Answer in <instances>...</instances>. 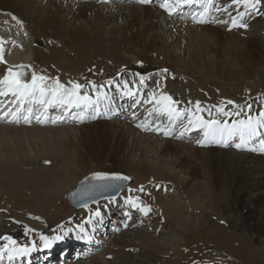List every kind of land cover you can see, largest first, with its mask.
Returning a JSON list of instances; mask_svg holds the SVG:
<instances>
[{
    "label": "bare ground",
    "instance_id": "bare-ground-1",
    "mask_svg": "<svg viewBox=\"0 0 264 264\" xmlns=\"http://www.w3.org/2000/svg\"><path fill=\"white\" fill-rule=\"evenodd\" d=\"M169 2L176 8L174 12L169 13L160 7L163 0H150L147 4L139 1L137 4H129L131 0H0V39L3 41L0 43V56H2L0 79L8 74V69H12L21 73L22 80L31 82L32 75L36 74L34 67L37 65L48 69L50 75L59 78L64 74H73V68L77 69L79 59L76 61L72 57V51L87 57L97 54L94 51L101 46L97 48L90 46L95 39L105 40L106 47L111 46L112 50L116 49V53L124 50L128 57L125 56L123 63L134 62L142 57L153 60V57L148 56L152 54L159 58L153 60L158 62L156 64L163 63L176 72L200 75L205 79H210L209 74L229 81L234 78H256L264 61V15L259 12V5L256 10H248L247 14L240 18L237 12L245 11L243 5H231V0H214V4L219 5L222 10L216 11L213 7L201 17L200 13L204 9L198 0H195L194 5L181 3L177 6L176 0ZM34 5L36 7H33ZM225 5H229L228 11L223 10ZM106 7L110 11L105 10ZM233 17L238 20L237 26L231 23ZM215 18L221 19L220 22L224 27L219 26L220 24L214 21ZM201 20L203 22H200ZM240 24L247 26L241 27ZM98 27L100 30L97 29ZM233 31L243 34L239 39L240 45L232 39ZM42 38L47 43L44 48H39L36 40ZM173 44H177L178 49L177 47L172 49ZM64 45L68 48L73 47L70 53L65 54L64 49L60 51ZM135 47L141 49L137 50ZM185 54L189 55V59L184 56ZM54 61L58 63L55 64ZM27 67H31L28 72H26ZM132 77V81L121 78L118 82L101 84L104 88L98 91L92 88L87 92L93 101L99 98L97 110L102 114L92 119L90 116L93 110L91 107H86L85 110L75 114L81 125H77L74 129L62 127L60 120L53 122L54 118H51L48 125L43 124V118L47 116L43 115L45 111L42 112L39 120L33 115L30 119L29 111H24L22 105L12 107L18 101L15 96L11 93L7 96L0 95V132L17 130L18 134L27 135L30 131L33 132L35 145L43 144V148L49 150L46 153L51 158L56 156L60 158L61 152L67 153L73 164L77 166L73 167L74 165L71 164L68 166L69 172L77 171L73 179L71 178L72 185L76 183V178L79 179L93 170L91 165L94 162L99 166H106L101 169L94 167L97 172L115 173L125 171L122 170L123 168L126 171L141 172L152 175L157 180H169L177 186H182L187 190L189 197H194L195 205L202 204L205 194H209L210 201H207V204L219 206V212L227 216V220L235 229L242 222L247 227L246 232L252 236L264 232V152L253 150L260 147L259 143H250L243 149L235 147V143L238 142L235 138L229 139L227 144L207 141L203 144L197 143L198 140L205 139L203 129L186 130L188 113L195 112L196 107L190 108L183 114L174 103L172 107L179 109L182 115L179 119L170 118L167 112L163 111L164 106L157 105L155 100H152V95L155 94L159 99L161 95L171 96L172 92H159L162 90L159 81L157 87L156 80L144 79L140 74ZM124 81H128L127 89L123 86ZM42 83L50 87L55 85L49 84L47 80ZM148 84L153 88L151 91ZM81 91L82 89L79 90ZM128 91L134 95H126ZM24 101L30 105L33 100L28 97ZM255 106L258 108L257 104ZM139 107L148 114L152 112L165 115L168 121L171 120L174 123L173 136H165L166 138L157 140L159 138H156V132L152 131L155 127L154 122L145 120L144 125L133 127L128 120L119 119L123 110L134 111ZM261 110H264V101L258 109L253 108L250 112L245 110L240 118L246 115L257 117ZM199 115L204 119H216L208 110ZM26 116L28 120H25ZM240 118L225 117L220 120L227 119L231 125L233 119ZM67 121L71 122L70 119ZM13 122L21 125L31 123L35 126H20L16 129L9 124L6 125ZM53 124L57 125L53 126ZM190 132H200V136L189 143L180 140ZM11 156L16 157L15 154L7 152L5 160H0V165L13 166L9 163ZM201 192L204 194L201 195ZM127 193L128 191H125L115 199H104L78 210L77 215L82 217L66 223L65 226L46 225L40 230L18 218L11 217L16 213L13 208L0 205V236H10L18 245L27 244L30 247L35 245L34 250L29 254L14 256L13 259H9L8 253L5 252L0 258V264H58L63 259H55L56 250L61 248L62 244V251L67 254L64 264H81L77 260L88 257L83 254L81 248L74 247L75 255L79 254L78 258L74 255L70 258L68 255L69 245L81 238L89 239L88 245L93 248L92 250L96 247L102 248L105 242L108 243L100 257L90 255L86 264H114V260L118 261L117 264H152L154 259L164 260V264H178L179 254L176 256L175 252L167 257L168 251L172 249L162 246L145 228H131L135 222L131 221L132 208L159 229L165 228V221L154 209L145 215L140 208L132 207ZM230 197L233 204L225 202ZM136 203L141 207L145 206L138 200ZM167 205L168 209H172L169 217L173 220L175 233L181 234L182 229L200 225L191 215L179 214L182 208L177 202H170ZM203 205L205 204L199 206ZM6 209H10L11 214ZM97 210L101 212L100 217L94 215ZM231 214H237L241 221L230 219ZM43 219H47L44 214ZM89 219L90 223H84ZM110 219L113 222L121 220V225L110 227L109 230L107 221ZM124 222L127 231L121 230L116 236L112 229L114 228L115 233H118L124 228L122 226ZM78 225H83V229L77 227ZM41 236L49 238L62 236L63 239L46 248ZM65 240H68L67 244L63 243ZM7 243L9 242L0 239V247ZM116 248L122 251L121 255ZM131 248L148 251L147 261L134 258L129 252ZM208 264L229 263L211 261Z\"/></svg>",
    "mask_w": 264,
    "mask_h": 264
},
{
    "label": "rangeland",
    "instance_id": "rangeland-1",
    "mask_svg": "<svg viewBox=\"0 0 264 264\" xmlns=\"http://www.w3.org/2000/svg\"><path fill=\"white\" fill-rule=\"evenodd\" d=\"M137 3L138 1L136 0L129 4ZM33 7H36V5ZM263 9L264 0H261L259 12L264 15V11L262 12ZM105 10L110 11L107 7ZM115 12H117V10H115ZM214 21H217L220 24L219 26L224 27L220 22L221 19L215 18ZM226 24L227 23H225V25ZM97 29L100 30V27ZM37 32H39V30H37ZM232 34L235 37H232V39L235 40L237 45H240L239 39L243 34H238L234 31ZM46 43L47 42L43 38L42 40H36V45L39 48H44ZM173 45L174 48L172 49H175L177 44ZM90 46L96 48L97 46L101 47H98V49L94 51L97 54H93L91 57H87V55L80 53L78 55V53L72 51V57H74L76 61L77 59L80 60H78L79 63L77 64V69L75 67L73 68V74H64L59 78L56 77V75H50L48 69H44L41 65H37L34 67L36 75H43L46 77L45 80H47L49 84H55L58 79L61 84L70 88L73 83H78L79 81L81 85H86L85 89H89L88 87L92 86L90 82L100 85L103 83L119 81L121 78L131 79L133 78L132 76L140 74L144 79L156 80L157 87L159 86V81L161 84L160 87H162V90L159 92L171 91L173 101L176 106L181 109L182 113L187 112L190 108L196 107V102L199 101L202 109H205V111L208 110L214 118L219 120L225 117L222 113L217 111L218 106L233 113L240 111L242 116L244 111L248 110L246 107L247 104H251L254 109H258L264 101V61L261 64L260 72L254 79L234 78L229 81L215 77L213 74L208 75L210 79H205L200 75L194 76L182 72H176L163 63L156 64L158 62H154L153 60L159 58L152 54H148V56L153 57V60L142 57L134 62L128 61L123 63V59L127 55L126 52L123 50L120 51V53H116V49L112 50L111 46L106 47L105 40L95 39ZM64 47L61 48L60 51L64 49L63 52L65 54L70 53V49L73 48H68L66 45H64ZM135 49L140 50L141 48L135 47ZM176 49H178V47ZM184 56L189 59V55L185 54ZM54 63L57 64L58 61H54ZM29 68L31 69V67ZM29 68H26V72L29 71ZM148 86L149 91H151L153 88L149 84ZM145 87H147V85H145ZM228 101H233L234 104H228ZM256 104L258 105V108L255 106ZM235 105H241L244 107L236 108ZM252 107L251 109H253ZM138 112V114H135L134 112H131V110L124 111V114H121L119 119L128 120L129 124L131 123L130 125L137 127V124H140L141 119L145 116V112L141 110V108L138 109ZM138 115H140V117ZM2 123L4 122L2 121ZM45 123L48 125L49 119H46ZM79 123L80 122L76 120L70 123H60V125L66 129H74L77 125H81ZM157 123H159L161 128L156 137L159 138L157 140H160V138L163 139L165 136H173L171 134L173 132L172 121L167 123V121L159 118ZM8 124L13 128L20 126H35V124L31 123L28 125H21L13 122L7 123L6 125ZM53 126L56 125L53 124ZM165 132H169L170 134L165 135ZM17 134V130H14V132H0V160H5V154L7 152L16 155V157L11 156L9 159V163L13 166L2 167V165H0V205L13 208L16 213L11 215V217L18 218L37 230L46 227V225L65 226L66 223L81 218L82 216L77 215L78 210H73L66 202L65 195L77 186L76 184H78L81 178L92 172H97L94 167H99V169H101L106 166H99L97 162L92 163L91 166L93 170L79 179L76 178V183L72 185V179L77 171H68L69 164L72 166L74 164L67 153L61 152L62 155L60 158L59 156L51 158L46 153L49 150H45L43 144L39 146L35 145L32 138L33 132L29 131L27 135ZM199 134L200 132H191V134H187V137L181 138L180 140H185L189 143L190 141H193L195 137H198ZM73 167L77 166L74 165ZM122 170L125 171L120 172L133 179V182L125 190L128 191L126 194L127 197L138 198L137 200L139 202L154 209L156 214L161 218L163 217L165 221V228L159 229L156 225L151 224L150 222L148 223L144 216L132 208V210L130 209L132 211L131 221L135 222H133L131 228H145L147 232L157 238L162 246L169 250L172 249L168 251L169 253L167 257L176 252V256L179 254V263L183 264H208L211 261H222L229 264H264V232L252 236L246 232L247 227L242 222H240L239 227L235 229L227 220V216L222 215L221 212H219V206L207 204V201H210L208 199L209 194H205L204 202L202 203L205 205H195L194 197H189V195H187V190L182 188V186H177L173 181L157 180V178L152 175L149 176L148 174L141 172L126 171L124 168ZM141 187H143V191H140ZM62 189L64 190L62 191ZM57 191L58 194H56ZM125 191L122 194H124ZM202 194H204V192H201V195ZM231 198L232 197L227 198L225 202L227 204H233ZM170 202H177L179 206L181 205L182 212H177L184 216L191 215V217L195 221H198L200 225L194 226L190 229H182L181 234L175 233L173 230V220H170L169 217L172 209H168L167 205ZM6 210L11 214L10 209ZM43 214L47 218L46 220L43 219ZM231 215L230 219L232 218L234 221L240 220L237 214ZM107 224L109 225V230H111L110 227H119V225H121V220L113 222V220L110 219L107 221ZM122 226H125V222L122 223ZM178 227L180 228L181 225ZM114 228L112 231L116 236L119 235L121 230L127 231L128 229L124 227L123 229H120L118 233H115ZM24 231L25 230H23V232ZM107 244L108 243L105 242L102 245V248L96 247L93 251L84 246L81 247V250L84 251L83 254H85L86 257H94V255L95 257H100L106 249ZM134 249L135 248H131L129 250L134 258L140 261H147V256L149 255L148 251L143 249L140 251L139 248ZM116 250H119V255L122 254L120 249L116 248ZM61 252H63L61 248L56 251V260H60V258L63 257V253L65 252L62 254ZM75 252V249L70 250V254L72 255H74ZM139 252L141 253L138 254ZM88 257L83 258L82 260L78 259L77 261L81 264H86ZM117 262L118 261L114 260L113 263L117 264ZM58 264L62 263L59 262ZM152 264H164V260L154 259Z\"/></svg>",
    "mask_w": 264,
    "mask_h": 264
},
{
    "label": "snow or ice",
    "instance_id": "snow-or-ice-1",
    "mask_svg": "<svg viewBox=\"0 0 264 264\" xmlns=\"http://www.w3.org/2000/svg\"><path fill=\"white\" fill-rule=\"evenodd\" d=\"M140 3L147 4L150 0H139ZM204 11L200 13L201 17H203L204 13L208 12L210 9L215 7L216 11H221V7L219 5L214 4V0H199ZM189 4L193 3V0H176V5ZM261 4V0H231V5L239 6L243 5L245 7L244 12H237V16L242 18L247 14L248 10H256L257 6ZM160 7L169 11V13L174 12L176 10L175 7L169 2V0H163V3ZM229 5H225L223 7L224 11H228ZM230 14V13H229ZM15 19V17H13ZM200 22H203L202 20ZM22 23V22H20ZM233 26H237L238 20L236 17L232 18L231 21ZM241 27H246V24H240ZM0 43H3L2 39H0ZM2 59V56H0ZM166 71V70H165ZM21 73L14 72L12 69H8V74L4 75L2 79H0V95L7 96L10 93L15 96L21 102L24 101L25 98L31 97L35 102L39 99V103L47 106L48 104L52 105H62L64 107L73 106L81 108L82 110L86 107H91L93 110V114L90 118L95 119L96 115H100L97 110L99 98L96 101H93L92 97L84 92L82 95L79 90L86 87V85H81L79 83H73L71 88H67L64 84H61L57 79L54 86H48L42 83L46 77L43 75L37 76L33 74L31 77V82H25L21 78ZM94 91H98L99 89L104 88V85H96L94 82H90ZM141 84H143V78H141ZM124 88H128V81H124ZM117 87H120L117 85ZM126 95L132 96L134 93L128 91L125 93ZM51 97V99H47V97ZM152 100H155L157 105H163V111H166L170 118L175 117L179 119L181 117V112L177 108H173L172 104L174 103L173 98L170 95H161L159 99L156 98L155 94L152 95ZM148 101H145L147 103ZM140 103V101H137ZM228 104H234L233 101H228ZM236 108H241L244 106L235 105ZM249 112L251 111V104H247ZM29 112L32 111L31 108L28 109ZM205 111L200 106V102H196L195 112L188 113V125L186 126V130L188 128H199L204 131V140H198L197 143L203 144L207 142L214 143H225L231 138H235L238 142L235 143V147L237 149L247 148L250 143H259L260 147L258 150L264 152V110H261L257 117H253L251 115H246L240 119H233L231 121V125H229V121L227 119L221 121L219 119H204L202 115L199 113ZM217 111L222 113L224 117H241V112L237 111L235 113L226 111L223 107H217ZM211 115V113L209 112ZM39 120V117H37ZM59 119V117H58ZM25 120H28V117H25ZM55 122V121H53ZM159 130V129H157ZM166 135L170 134L169 132H165ZM97 179L106 180H124L127 177L122 176H113L107 177L103 173L95 174ZM140 191H143V187H141ZM138 198L129 197V203L132 207L140 208L141 211L147 215L151 208L144 206L141 207L136 203ZM94 215L96 217L101 216V212L97 210ZM91 220L85 221L84 223H90ZM77 227L83 229V225H78ZM0 239L8 241L9 243L5 244L3 247H0V258L3 257L5 252L8 253L9 259H13L14 256H24L29 254L34 250L35 245L33 244L31 247L27 244L18 245L15 240L10 236H0ZM41 239L45 241L44 247H51L52 243L62 240V236H53L51 238L47 236H41Z\"/></svg>",
    "mask_w": 264,
    "mask_h": 264
},
{
    "label": "water",
    "instance_id": "water-1",
    "mask_svg": "<svg viewBox=\"0 0 264 264\" xmlns=\"http://www.w3.org/2000/svg\"><path fill=\"white\" fill-rule=\"evenodd\" d=\"M96 173H103L107 177L122 176L127 177V179L101 180L96 178ZM129 182H131V178L120 172H94L81 178L76 188L67 192L65 197L74 208L78 209L105 198L118 196Z\"/></svg>",
    "mask_w": 264,
    "mask_h": 264
}]
</instances>
